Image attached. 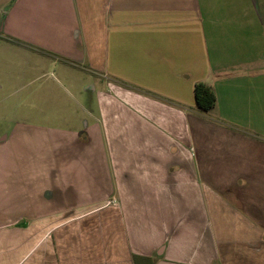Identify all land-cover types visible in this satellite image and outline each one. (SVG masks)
<instances>
[{
  "label": "crops",
  "instance_id": "0c3cea01",
  "mask_svg": "<svg viewBox=\"0 0 264 264\" xmlns=\"http://www.w3.org/2000/svg\"><path fill=\"white\" fill-rule=\"evenodd\" d=\"M54 69L81 120L0 138V264H264V0H0V92Z\"/></svg>",
  "mask_w": 264,
  "mask_h": 264
},
{
  "label": "rangeland",
  "instance_id": "374dc122",
  "mask_svg": "<svg viewBox=\"0 0 264 264\" xmlns=\"http://www.w3.org/2000/svg\"><path fill=\"white\" fill-rule=\"evenodd\" d=\"M8 68L9 66L6 65ZM18 67V66H16ZM3 73L10 74V69H5V66L1 68ZM54 77H57L58 82L50 78V80L39 81L35 85V89L38 90V97H30L26 93L20 91V95L14 96L11 93L13 90L20 88L24 83L20 80V86L9 87L6 86L3 91L0 92V138L8 136H19L21 130L17 129L16 125L21 121H31L37 123H46V110L48 115L52 117L51 120L54 121L55 125H60L65 119L71 120L73 122L80 121V106L84 105L83 97L77 96L76 90L72 89L71 83L64 78V75L58 69H54ZM51 80L54 82L51 83ZM43 85L41 86V84ZM47 84L49 91L53 87L54 96L52 101L48 98L46 101L45 96L41 97V92L44 89L43 86ZM53 84V85H52ZM49 85H52L50 87ZM69 90L72 96L67 95L64 88ZM53 123V122H52ZM27 146L22 145V151Z\"/></svg>",
  "mask_w": 264,
  "mask_h": 264
},
{
  "label": "trees",
  "instance_id": "16d2710c",
  "mask_svg": "<svg viewBox=\"0 0 264 264\" xmlns=\"http://www.w3.org/2000/svg\"><path fill=\"white\" fill-rule=\"evenodd\" d=\"M195 97L198 109L201 112L207 113L216 105V95L207 83L201 82L195 86Z\"/></svg>",
  "mask_w": 264,
  "mask_h": 264
}]
</instances>
